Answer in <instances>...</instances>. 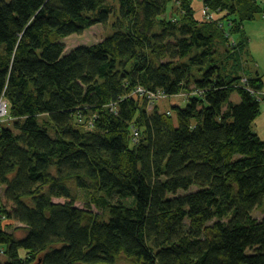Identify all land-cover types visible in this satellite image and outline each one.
I'll list each match as a JSON object with an SVG mask.
<instances>
[{
    "label": "trees",
    "instance_id": "1",
    "mask_svg": "<svg viewBox=\"0 0 264 264\" xmlns=\"http://www.w3.org/2000/svg\"><path fill=\"white\" fill-rule=\"evenodd\" d=\"M115 1L112 33L65 53L107 0H0V264H264V80L239 62L264 0H203V20L193 0ZM188 90L174 114L148 108Z\"/></svg>",
    "mask_w": 264,
    "mask_h": 264
},
{
    "label": "rangeland",
    "instance_id": "2",
    "mask_svg": "<svg viewBox=\"0 0 264 264\" xmlns=\"http://www.w3.org/2000/svg\"><path fill=\"white\" fill-rule=\"evenodd\" d=\"M107 4L113 7L110 12L111 14L109 16V19L107 20V24L97 23L94 26L87 28L83 34L75 33L73 35L66 36L64 39L61 40L64 43L65 48H66L65 53H69L70 51L76 49L77 46H81V45L87 46V45L97 44L98 42L107 38L108 35L112 33L113 31L112 23L117 18V15L120 14L119 13L120 4L119 2L115 0H107ZM176 7L178 6L169 5V8L167 10L168 13L166 15L167 18H173V17L175 18L177 16H180L181 13L180 11L177 10L178 8ZM193 8L194 10H196L195 15H196V18L198 19L203 20L206 17L209 19L212 17V15H216L213 11H208V9L204 7L203 0H193ZM217 16H221V15L218 14ZM218 22H219V26L222 27L224 24V20L219 19ZM243 26H244V31H243L244 36L242 38L244 39L245 37L247 41L245 44V48L243 49V60H240L239 62L240 63L247 62L249 67L248 65H246V68L242 69L244 66V63H243V66L241 68L242 70L241 73L243 75V78L241 81L247 80L246 78L249 75L247 72L250 71V73H253L255 70L260 72L264 80V15L260 14V15L255 16V19L246 20ZM224 28H226L225 24H224ZM227 32H229V30ZM239 36L237 35L235 37L229 38L230 40H233V42L227 43L228 49L230 48L229 51L234 54H236L237 53L236 50H238V47H237L238 43H235V42H237ZM1 49H2V46H0V51ZM221 50L223 51V53H225L224 52L225 48L223 46L221 47ZM229 63L230 64L234 63V59H230L229 61L226 62V64H229ZM193 87L194 86H192V88ZM195 92L196 91L191 92V93H195ZM188 94H189V90L183 91L180 94L176 96H172V97L167 96L166 94L163 95L161 93H158L155 95V97L152 96L153 102L149 104L148 108L150 110H153V108L157 106L158 109L161 110L162 112H168L169 114H174L171 109L172 105L177 104V103H179L180 105H185V103L189 99ZM258 94L261 98V104H260L261 114L255 120L252 127H253L254 132L258 133L261 138H264V90ZM232 95H233L232 100H234L237 103L240 102L239 95L235 93ZM149 98H151V96H149ZM43 118L45 117L41 118V122ZM5 121H6V124H8L9 126H12V119L10 118V116H8ZM4 188L5 186H0V193L4 191ZM192 188L196 189V186H193ZM76 192H77V196L79 197V199L76 202V205L83 208L84 206H86L87 203L90 202V200L83 191L81 192L79 190H76ZM55 200L60 201V202L65 201V199L63 198L55 199ZM2 202L3 201L0 198V206L2 205ZM91 210L98 212L100 214L103 213V210L98 208L95 204H92ZM253 215H255V217L257 218H261L264 215L263 210L259 207L256 210H254ZM8 223H9L8 226H10L9 229L11 231H14L16 236L22 237L24 235L25 230L24 228L19 227L21 226L19 225V222L18 223L8 222ZM0 260L2 261L8 260V258H6V256L3 254L2 251H0ZM117 264H127V262L124 258H121Z\"/></svg>",
    "mask_w": 264,
    "mask_h": 264
},
{
    "label": "built area",
    "instance_id": "3",
    "mask_svg": "<svg viewBox=\"0 0 264 264\" xmlns=\"http://www.w3.org/2000/svg\"><path fill=\"white\" fill-rule=\"evenodd\" d=\"M140 92H146V90L143 88H139L138 89ZM148 93V92H147ZM158 93H161L163 95H165L164 93L162 92H158ZM158 93H149L148 94V97L151 96L150 99H152V96L155 97L156 94ZM153 100V99H152ZM8 109H9V105H8V102H7V99L2 96V98L0 99V126L1 124H3V122L6 120V118L8 117ZM5 118V119H4ZM1 129V127H0Z\"/></svg>",
    "mask_w": 264,
    "mask_h": 264
},
{
    "label": "crops",
    "instance_id": "4",
    "mask_svg": "<svg viewBox=\"0 0 264 264\" xmlns=\"http://www.w3.org/2000/svg\"><path fill=\"white\" fill-rule=\"evenodd\" d=\"M4 195H5V193H4V191H3L2 193H0V198H1V200L3 201L2 203H3V204H6V200H5V196H4ZM19 225H22V224L19 223Z\"/></svg>",
    "mask_w": 264,
    "mask_h": 264
}]
</instances>
